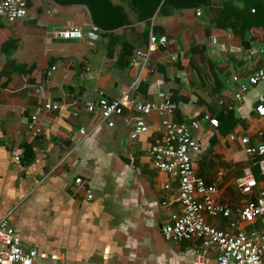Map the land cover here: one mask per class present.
Here are the masks:
<instances>
[{"label":"crops","instance_id":"obj_1","mask_svg":"<svg viewBox=\"0 0 264 264\" xmlns=\"http://www.w3.org/2000/svg\"><path fill=\"white\" fill-rule=\"evenodd\" d=\"M27 2L25 19H0V219L37 251L34 264H197L201 241L168 242L162 233L181 209L167 207L178 180L150 155L164 139L160 117L149 116V131L132 140L138 113L127 107L109 126L99 110L86 109L102 97L174 104L172 119L201 146L196 175L233 212L208 223L234 234L261 227L244 224L238 211L264 190V173L230 135L264 142V118L255 112L264 83L238 100L233 81L246 82L264 65V0ZM92 26L96 40L62 37ZM152 34L167 43L154 46L146 63L134 61L137 51H149ZM55 102L58 110L45 109ZM247 174L257 187L243 195L238 181ZM205 264H216L214 250Z\"/></svg>","mask_w":264,"mask_h":264},{"label":"built area","instance_id":"obj_2","mask_svg":"<svg viewBox=\"0 0 264 264\" xmlns=\"http://www.w3.org/2000/svg\"><path fill=\"white\" fill-rule=\"evenodd\" d=\"M197 14L200 16L202 12L198 11ZM27 16V0H0V19L6 23L22 20ZM98 33L99 29L92 26L86 33L80 29H72L62 33V37L71 40H81L85 37L96 40ZM166 43L165 36L152 34L149 38V51H137L134 61L146 63L151 49ZM233 81L239 83L236 98L242 100L250 88L264 83V65L248 76L246 82H242L238 76L233 77ZM127 107L138 113L131 132L132 140L149 131L147 123L149 116L156 113L161 119L164 139L151 147L150 155L158 171L178 180V194L167 203V207L179 206L181 209L180 213L171 214L168 223L162 227L165 239L177 243L201 241L202 249L197 255V264H205L206 257L212 250L216 254V264H264V190L260 191L256 199L244 202L238 211V216L244 224L256 226L260 223L259 229L251 233L243 230L234 234L209 224L207 221L209 217L230 219L233 212L228 206L218 203V188L196 175L193 161L201 153V146L194 138L191 128L172 119L174 104L170 101L153 104L127 97L114 99L102 97L97 103L90 102L86 105L90 113L99 110L102 122L108 123L109 126H114L116 119L124 115ZM59 108L57 102L45 106L46 110ZM255 112L260 118H264V94L256 104ZM206 119L212 127H219L218 119L209 117ZM192 126L197 128L198 123L194 122ZM30 131L34 135L37 133L33 124ZM81 134L86 136L84 130H81ZM258 134L264 137V127ZM230 140L233 142L239 140L247 155L258 158L257 164L264 173V142L254 145L250 138L239 139L236 134L230 135ZM76 183L81 187L85 184L82 179H77ZM256 187L257 181L252 174H247L238 181V188L243 195L251 194ZM164 188L170 189L171 186L167 184ZM232 227L236 228L237 225L232 223ZM37 257L36 250L25 249L21 236L8 219H0V264H34Z\"/></svg>","mask_w":264,"mask_h":264},{"label":"trees","instance_id":"obj_3","mask_svg":"<svg viewBox=\"0 0 264 264\" xmlns=\"http://www.w3.org/2000/svg\"><path fill=\"white\" fill-rule=\"evenodd\" d=\"M12 42H13V43H12ZM7 44H8V45H7ZM7 44H6L5 46H15V45H16V44L14 45V41H9Z\"/></svg>","mask_w":264,"mask_h":264}]
</instances>
